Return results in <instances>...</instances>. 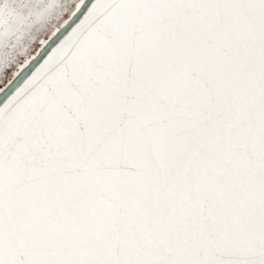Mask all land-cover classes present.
<instances>
[{"label": "snow or ice", "instance_id": "6c2138e0", "mask_svg": "<svg viewBox=\"0 0 264 264\" xmlns=\"http://www.w3.org/2000/svg\"><path fill=\"white\" fill-rule=\"evenodd\" d=\"M0 85V264H264V0H70Z\"/></svg>", "mask_w": 264, "mask_h": 264}, {"label": "rangeland", "instance_id": "374dc122", "mask_svg": "<svg viewBox=\"0 0 264 264\" xmlns=\"http://www.w3.org/2000/svg\"><path fill=\"white\" fill-rule=\"evenodd\" d=\"M69 4L70 0H0V45L5 51L10 43L18 51L30 46Z\"/></svg>", "mask_w": 264, "mask_h": 264}, {"label": "water", "instance_id": "95a60500", "mask_svg": "<svg viewBox=\"0 0 264 264\" xmlns=\"http://www.w3.org/2000/svg\"><path fill=\"white\" fill-rule=\"evenodd\" d=\"M49 39H51V37H49ZM37 51H39V49H37ZM1 87H3V85H1ZM2 102H3V98L0 97V103H2Z\"/></svg>", "mask_w": 264, "mask_h": 264}, {"label": "bare ground", "instance_id": "6f19581e", "mask_svg": "<svg viewBox=\"0 0 264 264\" xmlns=\"http://www.w3.org/2000/svg\"><path fill=\"white\" fill-rule=\"evenodd\" d=\"M24 42V41H23ZM24 46V45H23ZM20 48V47H19ZM18 51V50H17Z\"/></svg>", "mask_w": 264, "mask_h": 264}]
</instances>
